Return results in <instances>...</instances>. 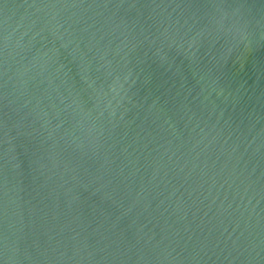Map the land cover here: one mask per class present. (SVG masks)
I'll return each mask as SVG.
<instances>
[{
	"label": "water",
	"instance_id": "water-1",
	"mask_svg": "<svg viewBox=\"0 0 264 264\" xmlns=\"http://www.w3.org/2000/svg\"><path fill=\"white\" fill-rule=\"evenodd\" d=\"M0 264H264V0H0Z\"/></svg>",
	"mask_w": 264,
	"mask_h": 264
}]
</instances>
